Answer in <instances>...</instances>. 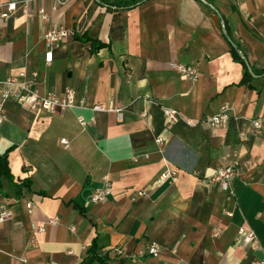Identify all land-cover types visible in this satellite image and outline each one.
<instances>
[{
  "label": "crops",
  "instance_id": "crops-1",
  "mask_svg": "<svg viewBox=\"0 0 264 264\" xmlns=\"http://www.w3.org/2000/svg\"><path fill=\"white\" fill-rule=\"evenodd\" d=\"M135 1L42 0L29 4L30 17L18 7L16 20L0 19V77L35 71L41 91L70 88L88 105L123 109L118 122L113 113L73 109L50 116L5 104L0 156L8 155L13 183L30 188L16 191L0 179V203L13 213L0 222V264H80L94 240L108 251L109 264L262 258L264 127L255 135L251 122L264 119V0ZM57 26L74 36L45 63L43 36ZM233 50L251 71L246 83ZM174 62L196 68L199 79L177 74ZM224 105L231 114L224 126L184 122L201 121ZM164 109L182 119L168 125ZM234 153L240 165L229 195L210 180ZM167 168L179 172L158 182ZM105 176L111 194L92 204ZM139 191L146 195L137 197ZM55 217L59 223L49 226ZM239 228L254 233L258 249L236 243ZM150 243L161 255L138 257Z\"/></svg>",
  "mask_w": 264,
  "mask_h": 264
},
{
  "label": "built area",
  "instance_id": "built-area-1",
  "mask_svg": "<svg viewBox=\"0 0 264 264\" xmlns=\"http://www.w3.org/2000/svg\"><path fill=\"white\" fill-rule=\"evenodd\" d=\"M42 1V0H0V19L16 20V11L18 7L22 8V12L25 16L30 17L31 14L28 11V6L32 2ZM56 5H65L68 0H53ZM38 17L42 21H47V14L43 9L38 10ZM74 33L63 26H57L55 28L49 29L45 32L43 36V44L45 48L44 61L45 63L52 62L53 59V50L58 45L65 44L69 42ZM172 69L185 78L186 80L196 82L199 79V72L196 68L192 66L183 65L180 63H172ZM127 78H130L129 74H126ZM14 103L23 110H27L33 113H46L50 116L57 115L68 110L73 109H87L93 113H113L116 116L118 122L122 121L123 118V109L116 108L112 104H93L88 105L86 100L82 97H79L77 93L67 88L61 93L54 91H41L39 89L38 83V73L33 71L28 73L23 70L14 74H8L0 77V125L4 120V106L6 103ZM164 115L168 125H173L179 122L182 118L177 110L173 109H164ZM142 117H145V114H142ZM230 108L228 105H224L220 110L212 115L206 116L201 121H193L184 119V122L187 126H196L199 124H205L211 128H218L224 126L230 120ZM78 123L81 127L85 125V122L82 118L78 119ZM252 130L255 135H260L262 133V128L264 127V119L257 118L251 122ZM241 138H245V134H240ZM61 143L66 145L68 144L67 140L62 139ZM157 145H162L163 140L157 139ZM239 158L237 153H234L230 163L224 167L217 169L214 176L211 178L210 182L217 184L220 189L227 193L231 194L230 182L233 178L239 173ZM179 170L175 168H167L158 178V182H164L173 178L178 174ZM112 190V184L109 181L108 177L105 176L101 179L100 186L96 187L91 196L90 202L92 204L102 203L107 200V197L110 196ZM146 194L144 192H137V197H144ZM132 202L136 201V197L131 198ZM27 209L31 210V204H27ZM12 211L8 208L5 203H0V222H4L12 218ZM59 223L57 217L50 219L48 221L49 226H56ZM43 227H40L36 230L37 233L43 232ZM71 232L75 231V228H70ZM217 236V233L214 234ZM237 244L248 245L251 249H258V243L253 232L246 230L244 228H239L237 231ZM113 251L117 256L122 255V250L120 248H114ZM262 258L257 259L253 264H264V248H262ZM162 253V248L156 243H150L146 246L145 250H140L137 252L138 257H143L148 255L152 258H158ZM21 262H25L23 259H19Z\"/></svg>",
  "mask_w": 264,
  "mask_h": 264
},
{
  "label": "trees",
  "instance_id": "trees-1",
  "mask_svg": "<svg viewBox=\"0 0 264 264\" xmlns=\"http://www.w3.org/2000/svg\"><path fill=\"white\" fill-rule=\"evenodd\" d=\"M115 3L121 6H128V5L136 4L137 2L135 0H115ZM86 41H90V40L87 39ZM101 47H102L101 45L99 46L96 45L95 50ZM232 56L234 60L241 63V65L243 66L242 83L248 82L250 78V74L248 72L245 63L243 62V60H241L239 54L235 50L232 51ZM0 179H5L9 184H12L16 191H19L23 188L25 189L30 188L29 182H24L21 185H16L13 183V178L9 169L7 154H3L0 156ZM80 264H109L108 251H103L102 248L98 245L97 241L94 240L91 247L87 251V257Z\"/></svg>",
  "mask_w": 264,
  "mask_h": 264
},
{
  "label": "water",
  "instance_id": "water-1",
  "mask_svg": "<svg viewBox=\"0 0 264 264\" xmlns=\"http://www.w3.org/2000/svg\"><path fill=\"white\" fill-rule=\"evenodd\" d=\"M249 72H251L250 69H249Z\"/></svg>",
  "mask_w": 264,
  "mask_h": 264
}]
</instances>
